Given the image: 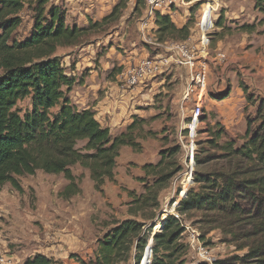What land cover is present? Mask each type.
I'll return each instance as SVG.
<instances>
[{
    "label": "rangeland",
    "instance_id": "374dc122",
    "mask_svg": "<svg viewBox=\"0 0 264 264\" xmlns=\"http://www.w3.org/2000/svg\"><path fill=\"white\" fill-rule=\"evenodd\" d=\"M107 1L109 4L106 5ZM205 1L184 0V3L174 7L170 16L172 21L180 27L194 16L195 23ZM122 2L125 9L119 18L93 26L101 23ZM137 2L51 0L52 5L62 6L66 11V24L69 27L86 29L76 46L58 48L54 55L60 58L67 75L76 80L68 95L72 103L79 111H83L89 108L93 110L100 101L103 118L106 119L101 124L105 127L110 125L113 137L126 132L134 117L144 119L145 122L142 123V134L136 132V141L140 147L138 150L130 147L121 149L115 170L116 182L106 181L102 190L95 188L89 171L79 165L74 166L72 172L80 190L71 197L62 194L69 184L64 175L42 171L19 178L22 193L11 184L3 188L0 192V249L13 264H25L37 254L54 260L74 259L80 264H92L98 240L117 223L128 219L141 221L139 216L131 214V194L140 196L145 192V187L153 183L152 177L146 179V184L141 181L145 177L143 168L148 164L156 165L161 159V152L167 149L181 147L178 160L182 170L161 194L158 218L147 224H156L150 237L151 245L149 241L151 250L152 238L163 230L159 229L160 220L164 217L167 219L170 213L166 211L174 207L171 215L178 214L176 208L183 200L181 192L185 185L188 187L185 188L186 193L194 185V177L187 174L185 152L190 142L192 105H183L181 101L186 77L183 70L174 64L172 53L154 46L152 35L144 39L140 23L145 8L138 9ZM217 2V20L223 14L225 24L222 28L216 27L211 34L208 101L199 119L195 137L196 153L202 159L209 157V163L200 168L195 161L194 173L196 169L201 172L213 170L220 163L222 152L208 144L215 139L218 124L225 131L218 143L229 141L240 147L245 143L248 119H256L261 107L264 114V0L259 3L258 0ZM93 3L92 11L88 13L86 6ZM108 5L109 8L100 10L95 7ZM33 17V12L22 14L23 23L14 33L13 40L22 42L30 37L34 26ZM244 26L253 28L244 31ZM219 54L226 55L223 62L218 60ZM146 57L170 62L163 73L142 87L125 91L117 80L118 75ZM240 83L247 87V95L240 89ZM235 86L240 89L239 95L232 93ZM228 91L232 94L225 100H230H221L219 97ZM82 98L85 102H81ZM17 108L24 115L31 109V100L20 102ZM57 112L58 109L53 111L54 114ZM94 112L99 118V112ZM259 124H254V127ZM183 223L187 228L182 239L187 247L184 255L187 264H214L215 261H226L233 257L242 258L246 253L236 251L229 243L230 238L225 237L221 231L206 227L199 213L184 217ZM200 247L205 249L206 256ZM148 250L141 264L148 254L150 260ZM151 254L153 261L152 251ZM207 257H211L213 262L207 261ZM59 263L62 262L59 260ZM125 264H136V261L131 259ZM229 264L241 262L231 261Z\"/></svg>",
    "mask_w": 264,
    "mask_h": 264
},
{
    "label": "trees",
    "instance_id": "16d2710c",
    "mask_svg": "<svg viewBox=\"0 0 264 264\" xmlns=\"http://www.w3.org/2000/svg\"><path fill=\"white\" fill-rule=\"evenodd\" d=\"M263 1V0H258ZM138 9L145 7L138 0ZM125 4L119 3L101 24L119 18ZM33 12L34 26L30 37L22 42L13 35L23 23L22 14ZM67 14L62 6L51 0H0V192L7 184L22 193L20 177L33 176L38 171L52 175H64L69 182L63 195L71 197L79 192L77 178L72 172L76 165L90 173L97 190L106 181L116 182L115 170L123 147L138 150L136 132L142 134L144 119L134 117L127 131L113 137L111 129L104 127L93 110L79 111L69 98L76 80L67 75L59 57L58 48L76 46L86 29L69 27ZM194 16L183 27H178L170 16L157 14V38L160 43L186 41L191 36ZM225 17L221 14L216 27L222 28ZM253 27L244 26V31ZM247 95L248 89L240 83ZM231 92L219 98L225 100ZM31 100V109L22 115L18 104ZM58 109L57 113H53ZM260 123L258 127L254 124ZM214 133L209 145L222 152L220 163L213 170L196 169L194 185L176 208L180 218L173 215L160 220L159 229L143 264H187L183 243L186 226L183 218L195 213L203 217L210 230H219L241 257L214 264H264V114L262 107L258 117L248 119L245 143L237 147L234 142L218 141L224 136V128ZM82 146V147H80ZM181 147L161 152L156 164L143 168V183L152 177L153 183L145 187L140 196L131 194V214L137 219L119 222L102 239L94 253L92 264H125L135 259L141 264L144 254L152 244L150 237L156 224L148 222L158 218L161 209L160 196L170 187L180 173L178 160ZM195 157L196 166L209 163V157ZM190 180V179H189ZM146 184V183H145ZM185 195V193L183 194ZM160 219V218H159ZM149 262V263H148ZM25 264H60L45 255L37 254ZM199 264H208L206 262Z\"/></svg>",
    "mask_w": 264,
    "mask_h": 264
},
{
    "label": "built area",
    "instance_id": "2783aa9c",
    "mask_svg": "<svg viewBox=\"0 0 264 264\" xmlns=\"http://www.w3.org/2000/svg\"><path fill=\"white\" fill-rule=\"evenodd\" d=\"M144 2L145 11L143 14V20L140 23V31L143 34L144 39L147 40L148 35H152L154 40L152 44L154 46L162 47L172 53L174 64L183 70L186 77V84H184L181 101L183 105L188 103L192 105V122L189 125L190 142L185 152L188 161L187 174L189 173L193 178L194 162L197 153L195 145L196 132L192 126L195 125L197 121H200L199 119L203 114L208 101L211 34L216 30L217 18L219 16L217 14L218 5L216 4L218 2L217 0L205 1L206 3L202 5L203 8L199 11L194 26L191 28V36L188 40L179 42L169 41L164 43H160L157 38L158 27L156 25V16L157 14L171 16L174 12V7H178L180 4L184 3V0H144ZM225 59L226 55H218V60L220 62H223ZM169 62V60H158L146 57L142 60L136 61L128 68H125L118 75L117 80L125 91L142 87L148 81L163 73ZM185 188L188 187L185 185ZM185 188L184 191L181 192L183 198H185L187 194ZM184 193L185 195H183ZM174 216L180 218L179 214H174ZM201 248L203 247H200V250H203V255L206 256L207 252L205 249ZM206 260L213 262L211 257H207ZM0 264H13L1 249Z\"/></svg>",
    "mask_w": 264,
    "mask_h": 264
},
{
    "label": "crops",
    "instance_id": "0c3cea01",
    "mask_svg": "<svg viewBox=\"0 0 264 264\" xmlns=\"http://www.w3.org/2000/svg\"><path fill=\"white\" fill-rule=\"evenodd\" d=\"M108 3H106V5L107 4H109V1H107ZM100 3V2H99ZM100 4H102V3H100ZM93 5H94V3L93 4H89V5H87L86 7V9H87V12L89 13V12H91L92 11V7H93ZM103 5H105V4H103ZM98 10H100V9H106L107 7L109 8V5L108 6H103V7H98V6H95ZM94 7V8H95ZM106 7V8H105ZM99 14H101V13H99ZM102 18V17H101ZM187 18V17H186ZM186 18H184V19H186ZM187 22V21H186ZM185 24H182L180 27H183ZM218 29V28H217ZM236 87V86H235ZM234 87V88H235ZM90 91H88V93H89ZM232 93H235V94H237V95H239V93H240V89H239V87L237 88H235L234 89V91L232 92ZM231 93V94H232ZM98 98V97H97ZM83 99L84 98H82V100H81V102H85V101H83ZM97 100V99H96ZM228 100H230V99H227V100H224V101H228ZM104 101V100H103ZM223 101V102H224ZM101 102L100 101H98V106H96V107H94V109H93V111L94 110H97V112H99L98 113V115L100 116L99 118H100V120H99V118H98V116H96V119L100 122V123H102L103 121H105L106 119L105 118H103V107L101 106V104H100ZM99 107H102L101 109L99 108ZM89 108V107H88ZM89 109H91V108H89ZM96 114V113H95ZM107 127H110V125L109 124H107L106 125ZM105 127V126H104ZM196 128V127H195ZM194 128V129H195ZM59 260L62 262L61 264H80L79 262H76V261H74V259H66V260H61V259H55V261H58L59 262Z\"/></svg>",
    "mask_w": 264,
    "mask_h": 264
},
{
    "label": "water",
    "instance_id": "95a60500",
    "mask_svg": "<svg viewBox=\"0 0 264 264\" xmlns=\"http://www.w3.org/2000/svg\"><path fill=\"white\" fill-rule=\"evenodd\" d=\"M229 93H230V92L228 91V92L226 93V95H228ZM172 210H174V209H172ZM172 210H171V211H170V210L166 211L167 214L170 213L169 215H167V217L171 215ZM153 238H154V237H153ZM153 241H154V239H153ZM147 250H148V249H147ZM151 251H152V253H153V250H151ZM151 264H152V263H151Z\"/></svg>",
    "mask_w": 264,
    "mask_h": 264
},
{
    "label": "bare ground",
    "instance_id": "6f19581e",
    "mask_svg": "<svg viewBox=\"0 0 264 264\" xmlns=\"http://www.w3.org/2000/svg\"><path fill=\"white\" fill-rule=\"evenodd\" d=\"M198 122L199 121H197L196 123H195V125H193L192 127H193V129L196 127V131L195 132H197V128H198Z\"/></svg>",
    "mask_w": 264,
    "mask_h": 264
}]
</instances>
